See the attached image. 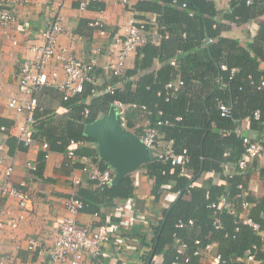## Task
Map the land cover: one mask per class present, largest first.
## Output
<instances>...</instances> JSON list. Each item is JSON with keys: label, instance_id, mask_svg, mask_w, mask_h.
<instances>
[{"label": "trees", "instance_id": "obj_1", "mask_svg": "<svg viewBox=\"0 0 264 264\" xmlns=\"http://www.w3.org/2000/svg\"><path fill=\"white\" fill-rule=\"evenodd\" d=\"M178 1L186 6L179 8L172 0L138 1L137 9L156 14V28L162 36L159 44L149 40L136 47L134 67L125 69L120 75H112L113 93L103 92L86 102L92 88L86 81L81 93L64 101L65 106L74 111L72 120L56 136H49L45 141L50 150L64 149L70 139L92 141L83 133L84 123L92 122L99 113L106 112L114 100L137 104L125 111L128 128L139 117L149 118L151 125L155 124L156 113L161 110L160 119L167 122L158 127L159 132L164 134L163 138L173 141L176 153L186 150L189 157L186 168L190 174L181 171L179 165L163 163L159 159L142 166L147 176L154 179L153 194L168 181L173 182L172 189L177 193L160 220L152 225L150 236L139 234L147 248L142 257L143 264H198L200 255H194V250L203 249L211 242L217 243L218 255L227 264H247L248 254L259 261L255 264H264V238L260 234L264 229L261 217L264 195H252L247 189L246 176L237 169L224 183H215L211 179L201 185L196 183L204 173H219L225 163L235 164L242 156L244 148L241 136L235 132L236 121L249 118L252 128H264V87L258 86L264 71L258 68L251 52L260 57L263 53L254 43L243 47L221 36L226 27L222 20L242 23L255 18L259 8L257 0L251 3L229 0L225 10L218 9L216 0ZM260 26L264 27L263 24ZM263 35L261 29L255 41ZM177 50H180L179 54H176ZM175 56L174 68L169 60ZM155 58L163 62L157 70L153 68ZM221 64L227 69H221ZM231 68L235 70L229 74ZM174 74L179 75L183 85L171 93L165 89V84ZM117 82H121V86H117ZM167 92L170 94L168 100ZM219 101L230 106L229 117L220 115ZM141 105L145 106L144 110L139 108ZM85 109L88 112L82 118ZM256 110L260 113L259 118L253 116ZM13 143L15 139H11V146ZM98 161L100 167H107L99 157ZM43 163L41 151L35 174H41ZM259 172L264 174V169L260 167ZM100 189L110 197H126L132 195L133 187L127 175ZM242 189L247 190L246 195H241ZM222 196L233 206L232 212L225 207H211ZM82 199L85 207L89 206L88 200ZM244 201L250 204L248 217L259 224L258 230L237 217ZM215 218L221 228L215 227ZM188 220H192V224ZM179 221L183 222L182 227L177 226ZM181 242L186 248L182 254H177ZM158 254H162L160 262L153 259Z\"/></svg>", "mask_w": 264, "mask_h": 264}, {"label": "crops", "instance_id": "obj_2", "mask_svg": "<svg viewBox=\"0 0 264 264\" xmlns=\"http://www.w3.org/2000/svg\"><path fill=\"white\" fill-rule=\"evenodd\" d=\"M138 1L127 0L123 3L121 0H95L85 9H79V0H19L14 6L15 21L8 29L10 37L4 36V28L0 24V179L5 177V168L12 165L13 171L9 177L11 184L15 187L24 184L23 189L30 195L27 208L19 207L15 197L0 198V216L2 219L15 221L13 226L5 222L0 225V264H50L49 250L57 236L60 218L67 212L65 200L73 193L87 199L89 203V206L76 215L77 221L82 225L91 226L104 223L110 234L109 240L103 245L101 255L92 261L86 258L85 264H143L142 257L147 248L139 234L147 233L149 237L152 225L160 220L162 212L175 200L177 193L172 189L173 182H166L161 185L159 192L153 194L151 190L154 179L147 176L142 167L146 164L144 163L136 171L127 174L131 178L132 195L110 197L82 170V157L88 153L90 155L87 159L99 165L98 155H94L97 154V148L93 140H87L83 146L75 147L76 157L70 166L65 164L64 152L68 144L62 150L51 149L48 156L43 158L41 174L37 175L29 170L27 163H37L42 151L41 143L66 128V123L72 120L74 111L65 106L60 89L42 87L37 93V107L34 111V145L27 148L19 144V132L25 122V114L17 113L7 106L11 97L20 100L27 98L18 85L17 66L23 59L33 57L34 54L28 48L29 43L42 42L38 32L52 19H58L63 26L57 40L58 47L64 48L66 54L84 62L93 60L94 86L99 94L106 92L105 86L110 84L114 75L108 68L115 61V50L118 47L114 38L124 36L125 27L131 20L143 23L149 31V40L155 44H159L162 37L156 28V14L137 9ZM216 4L221 10L228 7L226 0H216ZM257 6L258 14L249 21L232 23L222 20L226 27L221 36L232 39L243 47L254 43L262 51L263 57L252 52L251 54L257 61L258 68L264 71V35L262 39L255 41L261 29L264 34V27L260 26L264 25V0H257ZM95 19L103 23L104 33L88 25L89 21ZM12 38L16 39L15 44L12 43ZM27 39L29 43L25 42ZM135 55L134 49L127 56L123 71L134 67ZM162 63L155 58L154 70ZM52 69L57 71L59 81L64 79V71L59 62H50L45 67L46 72ZM176 77L179 75L174 74L173 78ZM120 83L117 82L116 85L121 86ZM85 101H89L87 97ZM111 106L106 112L99 113L98 117L107 113ZM86 115L84 112L81 114L82 118ZM249 120L243 118L236 121L235 131L264 141V130L252 128ZM149 125V118L139 117L133 120L131 128L126 126L125 119L124 127L139 135ZM159 133L164 137L163 133ZM11 139H15L14 146H11ZM260 167L264 169V157L248 160L246 168L241 171L246 176L247 189L254 196L264 195V174H260ZM221 170L219 173H204L196 183L201 185L210 179L215 183H224L226 177L236 171L235 164L227 162ZM184 173L190 174V171L186 168ZM73 176L80 178L79 185L73 186ZM225 208L231 211L229 207ZM246 213L247 211L242 209L237 213V217L241 218ZM260 234L264 238V229ZM29 241H34V246H31ZM217 254V243L211 242L200 251L198 264H216ZM153 259L160 262L162 254L154 256ZM246 262L255 264L259 261Z\"/></svg>", "mask_w": 264, "mask_h": 264}, {"label": "built area", "instance_id": "obj_3", "mask_svg": "<svg viewBox=\"0 0 264 264\" xmlns=\"http://www.w3.org/2000/svg\"><path fill=\"white\" fill-rule=\"evenodd\" d=\"M19 0H0V24L3 26L4 36L10 37L9 30L11 25L15 21L14 6ZM95 0H79V9H85L91 2ZM126 3L127 0H121ZM229 1V0H226ZM252 0H247V3H251ZM173 4H176L179 8H184L186 4L184 2L180 3L178 0H172ZM88 25L97 28L100 33H104L103 23L98 20H91ZM143 23H137L131 20L127 27H125V34L123 37H115L114 43L118 46L115 50V61L109 65V69L113 74L120 75L123 73L126 58L131 51L136 49L137 46L144 45L149 41V31L144 27ZM63 26L58 19L50 20L43 28L39 30V35L42 38L41 43L32 42L29 43V39L25 42L29 43V51L33 53L31 59H23L17 66L16 77L20 91L27 95V98L20 100L17 97H11L7 106L17 113L25 114V122L22 124L19 132V141L22 146L31 148L34 145L33 141V125L36 122L34 111L37 107V93L42 87H57L62 92V99L67 100L69 97L79 94L83 91L84 84L86 81L92 84L90 93L87 99L90 100L91 97L99 94V91L95 88L93 81L94 72V61L84 62L80 58L68 55L65 53L64 48L58 47V36L63 31ZM22 30L24 28H21ZM209 39L208 41H211ZM12 43H16V39H11ZM180 50H177L176 54H179ZM50 62H59L63 71L64 79L58 80V73L56 70L52 69L49 72L45 71V67ZM170 65L176 66V56L169 60ZM221 69L226 70L227 66L221 64ZM234 68L230 69V73L234 72ZM121 85V83H120ZM183 85V80L180 77L173 78L165 84V89L171 93L178 90ZM259 87H264V78L259 80ZM114 87L112 85H106L105 91L108 93H113ZM169 92L166 93V100L169 99ZM112 105L117 109V112L121 119V125H125V111L129 108L137 107V104L131 103L126 104L119 100H114ZM140 109L144 110L145 106H139ZM218 109L221 116H230V106L218 102ZM87 109L84 110L86 114ZM157 119L155 124L145 127L142 132L138 135L141 142L151 150L152 154L162 161L163 163H170L171 165H179L181 171H185L186 164L189 161V157L186 150L183 149L180 153H176L173 147V141L165 140L159 133L158 127L167 121L160 119L162 114L161 110L157 111ZM259 111L253 112L255 118H259ZM177 119H179L177 117ZM4 129V127H1ZM264 130V128H263ZM241 136L243 144V154L240 159L235 163V169L242 171L247 166V162L250 159L262 158L264 157V141L256 140L250 138L248 135H243L235 131ZM86 143L84 140L70 139L68 142V147L65 150L66 165H71L76 157L75 147L83 146ZM2 148V143H0V150ZM43 151V158L45 159L50 151L49 144L43 141L40 145ZM84 165L82 166L83 172L86 176L93 180L100 187H107L111 184L114 172L110 167H100L99 165L93 163L87 156L82 157ZM27 167L30 171L34 172L36 170V163H27ZM13 166L8 165L3 171L5 177L0 179V198L4 197H15L17 199L18 205L21 208H27V204L30 200L29 193L23 189V185L20 187H15L10 182V175L12 174ZM81 182L80 178L77 176L72 177L73 186L79 185ZM241 188V185H238ZM247 190L242 189L241 195H246ZM240 195V194H239ZM86 206L85 201L75 195L74 193L70 195L65 200L66 215L60 218L58 224V232L53 244L49 250V263L50 264H85V259L88 258L90 261L99 257L102 253L103 245L106 243L110 234L107 226L104 223L91 225H82L77 219L76 215ZM250 204L248 202H242V209H245L247 213L241 216L243 223L250 225L254 230L259 229V224L252 221L248 217V209ZM211 207H229L231 211L233 206L227 202L224 196L219 198L217 203H212ZM2 212L0 211V215ZM21 217V216H20ZM264 219V213L261 216ZM5 222L11 226L14 225L15 221L12 219H2L0 216V225ZM189 224H192V220H188ZM216 228H221V224L218 219L213 221ZM178 227L183 226V222L179 221L177 223ZM179 242L178 240H176ZM31 246H34V241H29ZM195 243H199L195 240ZM206 245L205 247H208ZM204 247V248H205ZM186 248V244L179 243L177 247V254H182ZM203 248V249H204ZM202 249L194 250L193 254L198 255ZM216 264H227L225 260L216 255ZM247 260H253L252 255L247 256ZM187 261V258L185 259ZM175 263V262H173Z\"/></svg>", "mask_w": 264, "mask_h": 264}, {"label": "water", "instance_id": "obj_4", "mask_svg": "<svg viewBox=\"0 0 264 264\" xmlns=\"http://www.w3.org/2000/svg\"><path fill=\"white\" fill-rule=\"evenodd\" d=\"M83 133L95 141L99 159L114 172L112 184L155 159L139 136L121 125L120 116L113 105L107 113L85 123Z\"/></svg>", "mask_w": 264, "mask_h": 264}]
</instances>
